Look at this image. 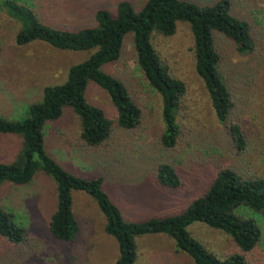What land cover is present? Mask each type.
<instances>
[{
    "label": "rangeland",
    "instance_id": "374dc122",
    "mask_svg": "<svg viewBox=\"0 0 264 264\" xmlns=\"http://www.w3.org/2000/svg\"><path fill=\"white\" fill-rule=\"evenodd\" d=\"M0 0V115L20 119L26 107L40 100L45 85L62 83L69 66L85 59L87 51L59 50L40 41L16 45L18 24L3 11ZM37 19L46 25L74 28L92 25L98 7L113 10L117 0H23ZM137 11L145 0H128ZM210 3L213 0H191ZM231 13L245 20L251 29L253 49L237 53L230 42L213 32L222 56V68L238 96L233 111L245 133L243 150L234 154L224 130L214 117L202 82L194 70L190 50L192 38L186 22H176L170 36L153 34L151 44L167 71L181 80L185 94L178 106L176 121L190 133L171 152L159 147L156 136L162 131L161 101L142 78L133 58L130 36L123 40L120 56L104 69L118 77L141 109L140 126L128 131L112 127L109 140L96 149L78 142L79 121L68 109L45 128V151L65 170L77 175H100L109 199L124 221H141L181 212L211 183L218 166L238 172L264 175V0H229ZM87 100L111 115L107 96L89 85ZM19 140L0 136V161L10 162ZM170 161L182 180L176 189L160 187L153 181L154 164ZM53 182L36 175L26 185L2 183L0 207L15 212L28 229L31 246L23 253L0 249V264H113L117 257L115 240L104 232V217L95 201L82 191H71V212L79 226L74 243L58 242L46 230L54 209ZM260 240L250 253L253 264H264V221L259 222ZM189 235L220 256L230 249L222 231L200 223L186 227ZM135 264H192L177 251L164 234H143L134 238Z\"/></svg>",
    "mask_w": 264,
    "mask_h": 264
},
{
    "label": "trees",
    "instance_id": "16d2710c",
    "mask_svg": "<svg viewBox=\"0 0 264 264\" xmlns=\"http://www.w3.org/2000/svg\"><path fill=\"white\" fill-rule=\"evenodd\" d=\"M1 3L4 13L18 24L14 36L16 45L40 41L59 50L89 52L85 59L68 67L62 83L45 85L40 100L29 104L20 119L0 115V136H14L19 140L13 159L0 161V185H26L36 175L53 182L55 203L46 223L48 235L64 243H74L78 239L79 226L71 212V191L77 190L88 194L104 217V232L117 245L113 264H135L134 238L159 233L171 238L175 249L185 253L192 264H253L250 253L259 243V222L264 221V175L218 166L211 183L181 212L127 222L104 191L102 176L71 173L44 149L45 128L58 120L66 109L79 121L77 142L85 149L105 144L112 127L131 131L140 126L139 105L124 83L104 69L118 59L123 40L129 35L134 62L161 101L162 131L156 136L157 143L167 152L177 150L190 133L189 128H180L176 121L185 87L181 80L168 73L151 44V36H170L176 22H186L192 38L190 50L194 70L229 147L234 154L240 153L245 145V133L233 116L238 96L222 68V56L212 33L230 42L240 54L252 51L253 39L248 23L231 13L229 0L210 3L145 0L137 11L130 1L117 0L113 10L95 9L92 25L74 28L41 23L26 1L3 0ZM89 85L107 96L113 109L111 115L87 100ZM153 167L156 185L167 189L182 185L170 161L158 160ZM195 222L226 234L230 249L220 256L206 249L186 230ZM30 246L31 237L26 226L13 210L0 207V249L23 253Z\"/></svg>",
    "mask_w": 264,
    "mask_h": 264
}]
</instances>
